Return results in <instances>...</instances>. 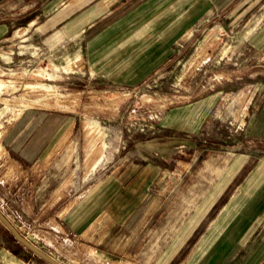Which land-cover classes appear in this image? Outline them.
Masks as SVG:
<instances>
[{"label": "crops", "instance_id": "0c3cea01", "mask_svg": "<svg viewBox=\"0 0 264 264\" xmlns=\"http://www.w3.org/2000/svg\"><path fill=\"white\" fill-rule=\"evenodd\" d=\"M14 1L15 11L30 13L26 22L21 14L13 19L15 34L24 37L23 30L33 28L32 38L46 40L47 47L56 43L51 38L61 36L66 67L81 66L90 78L118 91L135 90L146 80L159 87L153 96L195 92L194 102L166 109L153 119L155 126L208 141V125L228 123L230 131L238 126L230 136L243 139L240 146L234 141L200 149L208 160L185 173L179 191L186 193L168 197L149 195L164 168H137L132 175L137 190H131L128 180L115 181L128 176L123 171L114 175L105 139L91 149L85 146L78 174L65 169L44 195L40 209L47 207L51 225L60 228L51 229V237L93 256L84 257V263L264 264V193L252 191L256 178L249 173L256 160L264 169V159L254 154L255 147H264V0ZM79 13L85 14V23L78 31L73 29L79 20L65 26ZM51 15L64 22L59 34H51ZM10 24L0 20L1 30L8 31ZM191 77V85L181 81ZM20 114L0 137L3 151L28 169L57 162L68 141L65 132H57L55 114ZM101 130L106 137L109 128ZM125 137L118 139L120 154ZM68 159L64 167L74 165ZM239 184L233 200L218 204L228 187Z\"/></svg>", "mask_w": 264, "mask_h": 264}, {"label": "rangeland", "instance_id": "374dc122", "mask_svg": "<svg viewBox=\"0 0 264 264\" xmlns=\"http://www.w3.org/2000/svg\"><path fill=\"white\" fill-rule=\"evenodd\" d=\"M14 4V0L0 2V20L7 18L9 22H12L8 25V31H3L4 26H0V137L20 113L41 110L55 114L57 132L61 129L60 131L66 133L63 136L67 135L64 142L68 141V145L67 147L64 145L59 151V167L55 159L49 167H36L35 169H28V167L15 163L0 145V212L9 219L21 235L53 260L61 264H96L95 261L88 260L93 257L89 256L90 254L79 253L76 244L67 245L64 244L63 239L52 238L51 229L60 230V228L51 225L49 219L52 216L46 211L47 207L40 209L44 205L45 193L54 181H57L58 174L61 176L65 173V169H70L72 174L73 172L78 174L80 170L78 162H81V156L86 152V147L91 149L92 143L100 145L105 139L106 147L109 149L107 155L113 159L111 166H113L114 175L123 171L128 176V179L116 177L115 181L119 184L120 181L128 180L130 186H133L131 190H137L136 177L132 176L137 168L146 166L164 168L157 176L158 186L149 195L154 196V193L156 195L161 193L164 197L165 195L168 197L167 193H178L186 172L192 170L193 166L198 163L203 164L206 157L202 154L203 152H198L200 149L210 148L208 146L214 149V146L222 147L234 141L239 142L240 146L243 144L241 143L243 139L230 136V132L238 126L232 127L230 131L228 123L217 126L210 124L206 132H210L211 138L208 141L193 139L196 147L192 152H189L185 145H180L177 147L174 158L163 159L161 164L145 160L133 149L132 145L136 144L137 140L145 139L152 129L158 127L155 126L153 119L160 117L166 109L194 102L197 98L195 92L191 94L175 92L171 96H166L167 99L162 95L153 96V89L159 87L153 86L152 82L146 80L139 86L140 88L128 92L115 90L113 86L109 88L108 84H104L100 79L90 78L81 66L66 67V56H68L64 49L66 42L61 36L51 38V41L55 40L56 43L47 47L44 45L46 40L32 38L33 28H25L24 37L21 34H15L13 19L21 14L24 17L22 20L26 22L30 18V13L24 12V9L23 13L19 9L15 11ZM70 10L74 12L73 6ZM81 15L80 13L74 14L71 17L72 21L63 23L68 27L69 24L79 20L73 29V31H78L81 27L80 22L83 25L85 23V14ZM56 16H50V27L53 26L51 34H59L64 29L63 23L53 20ZM81 17L83 20L80 21ZM1 27H3L2 30ZM78 53L81 56V52ZM69 55L73 56L71 53ZM80 58L74 57V60H80ZM70 61H72L71 58ZM80 63L82 60L78 62ZM181 81L191 85L194 78H181ZM99 86H104L106 89H101ZM49 121H52V118ZM102 128L107 130L109 128L108 132H105L106 137L103 135ZM122 134L126 135V145L123 146L124 151L121 155L117 145ZM82 143L84 146H81ZM82 151L83 155H81ZM126 154L128 155L127 161L124 160ZM254 154L264 159V147H255ZM66 158H69L67 161L73 158L74 165L67 163L68 166L64 167L62 162L64 163ZM120 160L124 161L120 162ZM173 160H175L174 164L171 163ZM259 163L256 160V164L250 168L249 173H255L256 178V183H252L250 188L252 191L257 190L264 193V169ZM170 165H175V168H169L172 167ZM240 188V184L236 187H228L225 190L228 195L225 200L222 195L218 204L229 203ZM179 192L181 196L186 193L181 189ZM176 196L181 197L180 194ZM223 207L222 210H225ZM80 257L82 258L78 259ZM84 257L88 258L87 263L82 261ZM0 264L48 263L23 245L18 244L12 234L5 231L0 223Z\"/></svg>", "mask_w": 264, "mask_h": 264}, {"label": "trees", "instance_id": "16d2710c", "mask_svg": "<svg viewBox=\"0 0 264 264\" xmlns=\"http://www.w3.org/2000/svg\"><path fill=\"white\" fill-rule=\"evenodd\" d=\"M180 145H185L189 151H193V148L196 147L193 138L192 140L184 138L174 133L171 129L160 126L152 129L145 139L137 141V143L132 146L138 154L145 158V160L161 164L163 159L174 158L177 147ZM211 148L213 147L210 146V149ZM3 228L5 231L9 232L4 226Z\"/></svg>", "mask_w": 264, "mask_h": 264}, {"label": "water", "instance_id": "95a60500", "mask_svg": "<svg viewBox=\"0 0 264 264\" xmlns=\"http://www.w3.org/2000/svg\"><path fill=\"white\" fill-rule=\"evenodd\" d=\"M0 223L11 232L13 238L21 245L30 250L34 255L41 258L43 261L48 264H61L55 259L53 260L49 255H47L39 247L34 246L28 239H26L20 232H18L9 219L0 212Z\"/></svg>", "mask_w": 264, "mask_h": 264}]
</instances>
